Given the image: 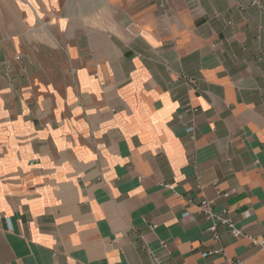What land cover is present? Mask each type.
<instances>
[{
  "label": "crops",
  "instance_id": "1",
  "mask_svg": "<svg viewBox=\"0 0 264 264\" xmlns=\"http://www.w3.org/2000/svg\"><path fill=\"white\" fill-rule=\"evenodd\" d=\"M251 1L0 0V264H264Z\"/></svg>",
  "mask_w": 264,
  "mask_h": 264
},
{
  "label": "built area",
  "instance_id": "2",
  "mask_svg": "<svg viewBox=\"0 0 264 264\" xmlns=\"http://www.w3.org/2000/svg\"><path fill=\"white\" fill-rule=\"evenodd\" d=\"M262 0H252L251 6L259 7L261 6ZM195 81L189 79V83L193 84ZM189 132L192 133L190 129ZM199 212L205 215L206 219L210 222V225L207 227V233L209 234L210 239L213 242L220 241V235L218 232L219 227L224 226L227 227L234 238H239L242 236V231L236 226L234 221L228 217L221 214H217L214 212L213 209V202L207 199H203L199 205ZM188 214H186L187 216ZM253 244H258L257 241H253ZM162 248L168 250V246L165 243H162ZM210 255L214 257H221L225 260V264H244L241 260H234L230 258L224 249H215L212 253H203V258H208ZM152 262L153 264H167L166 259L159 255L153 254L152 255Z\"/></svg>",
  "mask_w": 264,
  "mask_h": 264
}]
</instances>
